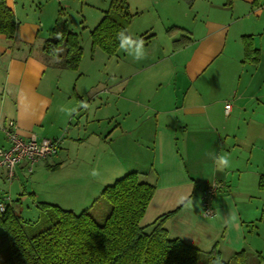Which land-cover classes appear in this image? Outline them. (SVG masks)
Wrapping results in <instances>:
<instances>
[{
  "label": "crops",
  "instance_id": "crops-1",
  "mask_svg": "<svg viewBox=\"0 0 264 264\" xmlns=\"http://www.w3.org/2000/svg\"><path fill=\"white\" fill-rule=\"evenodd\" d=\"M22 1L7 0L17 19ZM189 6L183 15L190 21L178 16L166 23L188 30L191 39L186 43L179 41L181 30L154 29V24L144 26L141 34L154 35L143 44L135 40L141 34L130 35L131 51L125 56L126 71L118 85L120 102L115 108L123 121L106 138L114 141L117 129L125 133L140 129L139 137L152 138L142 147L147 155L141 168L148 169L142 177L155 184L156 190L143 223L175 210L165 221L170 237L205 252L217 249L226 261L242 249L263 257L264 233L256 224L264 216L257 220L245 205L253 197L264 198L259 187L264 174V92L259 84L264 79V50L255 43L260 33L247 30L264 19V0H208L206 4L196 0ZM28 20L19 21L16 35L26 42L34 41L39 33L37 24ZM244 35H251L260 49L259 62L245 61ZM26 50L22 44L11 47L0 36V64L6 68L0 89V147L10 145L2 129L7 119L16 121L23 136L35 134L39 140L59 138L62 131L57 152L39 160L33 174L60 171L65 164L71 167L83 160L69 157L72 142L82 145L101 135L95 130L80 134L75 131L78 124L71 128L72 123L66 126L64 122L59 133L48 129L55 125L60 109L54 107V113L48 115L53 99L38 87L47 67L56 65L57 59ZM226 103L231 104L229 111ZM71 115L67 116L69 122L73 121ZM220 156L229 162L223 170L217 164ZM21 169L26 167L18 165L15 171ZM121 171L116 161L106 164L101 181L107 185ZM6 178V170L0 168V186H6ZM214 180L221 187L211 200L215 213L206 216L202 197Z\"/></svg>",
  "mask_w": 264,
  "mask_h": 264
},
{
  "label": "rangeland",
  "instance_id": "rangeland-1",
  "mask_svg": "<svg viewBox=\"0 0 264 264\" xmlns=\"http://www.w3.org/2000/svg\"><path fill=\"white\" fill-rule=\"evenodd\" d=\"M126 1L133 13L128 26L131 36L143 33L144 26L147 24L149 26L154 24V29L171 27L172 23H166L178 16V19L185 22L190 21V18H186L183 12L190 7L192 0ZM194 1L196 0L192 2ZM207 1L197 0V3L206 4ZM110 3L111 0H23L20 3L18 20L29 19L28 21L37 24L35 29L38 28L39 33L34 41L30 42L20 40L18 37L15 40H8L11 47L22 44V47L27 49L25 53H28L31 48L33 55L44 54L42 51L44 42L51 34L55 16L59 14L67 20L69 27L78 33L83 46V55L77 69L61 68L57 64L48 63L50 65L47 67L38 90L53 99L48 115L54 113L55 108L60 109L58 120H55V125L48 129L59 133V125L64 122L66 126L72 123L71 128H75L78 124L75 131L80 134L86 135L91 130H95L94 132L101 135L100 138L93 136L92 141H87L82 145L72 142L69 157L75 160L83 158L80 162L82 164L76 163L71 167L65 164L60 171L37 170L34 174L26 168L15 171L12 180L6 178V186H0V193H3L5 203L11 204L15 212L20 215L27 231L38 230L43 225L37 201L57 204L76 213L88 208L99 222L103 221L110 210V203L101 196L105 185L101 181L100 174L106 164L116 161L117 166L122 170V173L119 172L122 175L137 171L143 176L148 172L147 168H141L142 159L147 155L142 147L150 144L151 137L148 139L139 137L140 129L138 131L131 129L126 133L117 129L112 135L114 141L110 139V136L106 138L107 134L118 126V122L123 121V115L118 116L115 108L120 102L118 85L121 84L122 73L126 71L125 56L128 55L127 51H131V47L128 48L131 43L130 37L122 41L115 55H108L99 46L92 48L90 31L100 22L104 10L109 8ZM247 30H257L255 32L260 33L256 35L255 43L264 50V19ZM45 57L50 58L46 55ZM5 69V66L0 64V89L5 81ZM259 84H262L261 88L264 92L263 78L260 79ZM69 114L73 117L71 122L67 120ZM125 123L129 125L127 119ZM66 130L67 127H65V132ZM61 134L64 135L61 131L59 138H63ZM66 139L67 137H64V140ZM4 140L8 141L6 138ZM8 144H10L9 141ZM85 148L87 150L84 157ZM137 161L139 165L135 164ZM93 172L96 175H93ZM262 197H253L245 205L249 207V212L257 220L264 216V198ZM256 225L260 232L264 233V219L258 221ZM260 243L263 244V242ZM201 264H204V261Z\"/></svg>",
  "mask_w": 264,
  "mask_h": 264
},
{
  "label": "trees",
  "instance_id": "trees-1",
  "mask_svg": "<svg viewBox=\"0 0 264 264\" xmlns=\"http://www.w3.org/2000/svg\"><path fill=\"white\" fill-rule=\"evenodd\" d=\"M192 2V1H191ZM133 17L126 0H111L100 22L90 31L92 48L99 46L108 55H115L126 37ZM19 20L7 0H0V36L15 40ZM181 42L191 37L180 26ZM141 34L136 41L154 35ZM251 35L243 36L245 61L257 63L261 51L253 44ZM43 53L56 58L61 68L77 69L83 55L78 33L58 15ZM259 187L264 190V174ZM156 190L137 171H130L104 186L101 196L110 203V210L99 222L83 209L76 213L57 204L38 201L42 226L27 231L19 214L9 205L0 211V264H262L261 255L252 256L242 249L228 261L219 250L205 252L180 238L169 236L165 221L174 212L143 223L146 210Z\"/></svg>",
  "mask_w": 264,
  "mask_h": 264
},
{
  "label": "built area",
  "instance_id": "built-area-1",
  "mask_svg": "<svg viewBox=\"0 0 264 264\" xmlns=\"http://www.w3.org/2000/svg\"><path fill=\"white\" fill-rule=\"evenodd\" d=\"M225 108L229 111L231 104L226 103ZM2 129L10 142V146L0 147V168L6 170V176L9 180L14 178L18 165H24L29 172H32L39 160L56 153L62 143V138H43L39 140L35 134L23 136L19 132L16 121L13 119H7ZM220 187L221 183L214 180L206 188L202 197L204 215L211 216L215 213L211 200ZM5 209L6 203L3 199H0V211Z\"/></svg>",
  "mask_w": 264,
  "mask_h": 264
},
{
  "label": "clouds",
  "instance_id": "clouds-1",
  "mask_svg": "<svg viewBox=\"0 0 264 264\" xmlns=\"http://www.w3.org/2000/svg\"><path fill=\"white\" fill-rule=\"evenodd\" d=\"M141 43L143 44L142 40ZM228 163V159L225 156H220L217 158V164L220 166V170H223V167L228 166ZM93 175H96V173L93 172Z\"/></svg>",
  "mask_w": 264,
  "mask_h": 264
}]
</instances>
